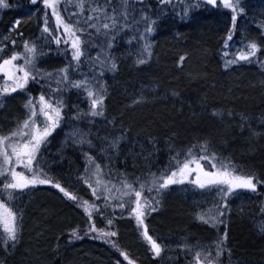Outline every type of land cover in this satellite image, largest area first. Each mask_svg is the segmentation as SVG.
Returning <instances> with one entry per match:
<instances>
[{"label":"trees","instance_id":"obj_1","mask_svg":"<svg viewBox=\"0 0 264 264\" xmlns=\"http://www.w3.org/2000/svg\"><path fill=\"white\" fill-rule=\"evenodd\" d=\"M41 1V0H40ZM8 7H0V19L4 18L5 13L13 8L16 5H25L27 6L30 3V0H6ZM193 0H170L169 3H166L164 5L160 4V0H128V8L127 11L129 13V18L127 20H123L121 18L122 23H127L130 25L127 29L118 30L117 32L113 33L114 35V41L113 46L111 48V54L116 59L117 67L113 70H103L102 73L97 77L98 80H101L104 84V87L106 88L105 93V100H104V115L103 116H95L96 119L93 121V124L91 127L97 126V124H103V123H110L111 120L109 118H113V111L109 112V91L111 90V81L118 77L123 69H129L132 72V76H135L138 71H144L147 68L150 67V64H154L156 61L155 55L157 56V53L160 52V48H166V46L170 45L172 48H175V45L179 42L183 41V38L185 37H191L193 42L197 44L198 48L201 49L200 52V60H205L204 55V48L211 50L213 52V55L218 59L217 66L216 65H207L206 68L204 67H195L194 72H196L199 76H201L199 79L207 80L205 84L211 85L215 84L213 82L214 79L219 77V80L223 82L224 77L228 76H235L239 75L238 72H248V79L249 83L251 85H254L256 87V90H249L244 91L240 89L237 91V97L233 98H222L224 96L225 91L221 90L222 92L220 95H218L217 99L213 96L206 95L205 91L203 90V86L197 87L196 84H192L191 82H187L185 84H181L177 88V96L182 95L181 102L183 104L189 103L197 106H204L207 104H211V106H217L219 110L225 111H233L235 114L241 113L240 111L243 110L245 112V109L249 108L250 106L254 105V101L258 99L259 95L264 96V0H240V5L244 7L245 12L243 14H240L237 17L236 21V29L233 34V39L236 42V49L234 50V53L239 50L240 48H245V45L248 41H256L257 43L261 44L262 47L259 49L256 53V55L252 58H249V60H236L235 63H230L228 67L226 68L224 65L227 61L236 59L234 54H232L231 49L225 48L224 40L228 35V28L231 25V14L230 10L224 9L223 7L219 6V0H218V6H212L210 4L205 3V0H196V4L198 6H190L187 13L183 11L184 5L188 4L191 5ZM42 3V2H41ZM77 0H60L59 10L61 12V15L64 16L65 20L69 23H72L75 19L76 14L78 13V8L76 7ZM96 4H99L101 6L107 4V12L111 13L113 8L116 9L117 12L120 11L121 7V0H85V10L84 13L81 16V19L83 20L84 17L88 15V6ZM44 6V5H43ZM45 7V6H44ZM141 9H143L144 12H147L150 18H153L155 20V23L153 24V29L151 33L147 34L148 39L151 41V47H152V54L150 59H148L143 64H137L135 62L136 53L138 49L140 48L143 41L139 40V33L143 32L146 24L144 21L140 20L139 17L141 16ZM49 13L48 21H52L55 24V18L51 16V9H47ZM45 12V11H44ZM68 13H72L73 16L70 18ZM93 16L96 14L93 13ZM98 23L102 21H97ZM80 27H84L85 25L81 23L79 25ZM117 28H120V25H117ZM19 31V29L17 30ZM89 31H92L89 29ZM103 29H101V32ZM29 38H28V37ZM41 27H38L36 29V32L29 33L25 36L24 39H20L18 45L12 49L13 51H22V42L24 40H28L30 42H36L39 46L43 45V54L40 55L36 60V67L39 69H42L44 72L53 71L55 69L61 68L64 64L69 63V56L65 53L63 50L65 48L64 43L62 42L59 46L55 44L54 41L48 40L45 41L41 38ZM84 39V37H82ZM233 41V42H234ZM103 36H97L96 34L93 35V44L87 46L86 51L89 56L95 55L97 48L95 47L96 44H103ZM206 42H209V45L206 46ZM195 46V45H194ZM246 50V48H245ZM11 54V53H10ZM169 55L171 56V52H169ZM122 56L128 57L126 63L127 66L122 64ZM174 57L175 64L173 67L177 69V71L173 69H169V71L180 73L183 71L182 63H184V59L181 61V56L179 54H173L172 58ZM17 62H22V60H19ZM52 64V66L50 65ZM179 68V69H178ZM204 68V69H203ZM156 70L155 75L152 79L147 81V84L150 86V88H147V90H161L164 89L165 83L162 81H158L157 83H152L153 79L157 78L159 80V77L164 74L162 71ZM167 71V73L169 72ZM253 71L255 72L253 74ZM80 72H84L88 76H93L94 73L92 71V66L88 64L86 61H81V67L76 69L74 73H70V79H81ZM176 74V73H175ZM0 77H3V74L0 73ZM240 77V76H236ZM186 79V78H183ZM49 83V80L42 77L41 75H37L36 81H29V84L27 86V90L19 89L23 92V94L26 96V101L28 100V93H31L33 97L38 95V93L42 90L41 85H46ZM148 86V87H149ZM52 87H56L55 83H52ZM221 87V86H219ZM219 94V93H217ZM61 96L63 98L64 103V109H63V117L60 123V129H55L49 137L48 143L46 144L45 150L49 148H54V144L57 140L60 139L62 135V128L63 126H66V123H73L72 115L76 107H82L86 110V112L89 114V100L84 95L83 91L77 90L75 88H70L65 86V90L61 93ZM168 100H174L175 97L167 96ZM25 99L24 101L22 98L18 99V105L14 104L17 109L11 104L9 107H7V104L3 107L0 106V117L3 116H10L11 119H18L17 116H19V113L25 114L24 111H26L25 108ZM161 101H163L161 98H157L152 103L151 107L146 108L144 112L134 111L135 109L139 108V105H134L133 100H128L127 103L122 106L121 108H118L119 113L121 114V117L119 118L121 122L113 123L114 126L108 125V130L114 131L110 128H115L119 126L122 129V131L130 132L129 135L132 133L135 134H142V133H150L151 137H159L158 140L154 141L153 143L156 145V147H162V140L165 138L167 140V149L169 150V153L164 155L162 158L159 159H145V166L146 170L141 171H134L131 169L132 163H133V154H131L128 157H124L121 159H112L109 161L110 167H107L106 171L109 173L110 171L113 173V177L109 178L105 175L104 178H107L108 180H111L115 182V184L121 183V173L124 174V176L131 182L136 177L141 178H147L149 174L154 173L156 175H160L161 171L164 170L166 167L172 166V160L171 157L175 156L178 160L184 159V152L192 147L193 145H196V148H193V154L196 156H209L211 153H216L217 159L215 161L217 167L220 166V164L224 161H230L232 164H234L237 169L242 174H248L253 175L254 178L257 181H264V149H260L262 152H260L259 161L263 162V164H259L258 160L255 158L253 160L252 156H248L249 153L245 152L241 146H237L228 139L230 138L229 132L234 133L235 135H244L243 129L238 126V124L235 123H248V119L250 116H238L235 120V123L232 125L230 122H224L221 118L218 120L212 122V120L209 119H200L198 122L193 125L190 128L189 137L185 139H181L180 141H176L172 134L176 131L182 132L184 130L183 126L180 122L175 120H170V116L167 115L168 110L160 113L161 109ZM158 106V107H157ZM264 108V107H263ZM214 109H208V111H212ZM123 111V112H121ZM163 115L164 118H161L159 115ZM130 114V115H129ZM256 117V116H255ZM21 119V117H19ZM178 120V119H176ZM132 122V123H131ZM97 123V124H96ZM112 123V122H111ZM137 126H133L135 124ZM170 123L174 124L175 128L171 127ZM225 123V124H224ZM190 124V123H189ZM90 126V124H89ZM233 128V130H228L229 128ZM98 130L101 132H105V129L100 128L97 126ZM169 128V129H168ZM167 129V130H166ZM204 130H206L207 133H203ZM166 131L169 132V134H166ZM185 132V131H183ZM106 134L110 136L112 133H108L106 131ZM94 136L92 135V138ZM217 138L218 142L212 141L211 138ZM206 142L207 144V151L200 152L197 151V148L202 144ZM216 143V144H215ZM257 147L264 146V141L256 142ZM157 147V149H159ZM257 148L253 149L252 151H258ZM179 152L180 155H176V153ZM249 152V151H248ZM246 154L245 156H248L247 158L250 159L249 162L253 164V161H256L257 164H259L256 167H251L244 161V157L241 158V155ZM72 160V156L70 157ZM201 163L204 164L205 168H208L209 170H212L209 165L212 163L211 161H205L201 160ZM115 165V168H112V165ZM114 171V172H113ZM105 172V169H104ZM61 177H63L59 182L62 184L67 185L70 187V191L72 190V186L66 184V181H64V175L60 174ZM67 176V175H66ZM39 189H44L45 187H41L40 185ZM38 188V187H37ZM191 190V187L188 185H182L181 183H176L169 185L168 188L160 192L158 195L155 193L150 194L147 190L143 191L142 196L148 197L149 199H152L153 196L155 197L153 203H154V210H152L148 215L145 217V223L148 226L149 234L152 235L159 243L162 244V251L159 256H154L152 254V250L150 248V245L146 240V244H141V247L138 253L134 255V252L129 249L126 250L128 257L131 258V260H135L136 264H165L163 257L169 252V249L173 251V254L175 253L176 259L172 264H190V261L192 260L191 254H189L186 250H183L179 247L181 244H192L197 245L200 247L208 248V249H214V241H217L219 237L225 232V229L227 230V234H232L233 226L235 224H240V227L244 225L243 220L247 221L248 223H251V227L243 226L245 229L241 230L239 228V233H241L242 240L248 242L244 243L246 249V252L243 255H246L247 259L251 262H254L255 259H261L264 261V246H262V243L264 241V230L261 229L262 223H257L251 218L252 213H255L256 218H261L264 221V211H260V209L264 210V185L258 183L257 189L255 191L244 189L243 192L244 198L240 203L236 201V198L233 196L231 199V195L227 197V207L224 210V215L221 218L222 222L219 225H211L209 223H206L205 221L201 222V230L198 228L191 229L188 227V224L190 223V220H194V214H196L198 211L203 212L208 209H214L217 203L211 202L210 200L205 203L204 205L201 204V201L195 203L190 198H193V194L189 192ZM113 191L115 192V188H113ZM23 192V191H21ZM19 192V193H21ZM24 193V192H23ZM36 193V192H35ZM54 193H57L60 195L63 200L66 201V203H74L73 200L68 198L64 195L60 190L55 191ZM100 194V193H99ZM35 195V194H34ZM33 195V196H34ZM117 196H119V193H116ZM242 195V194H241ZM58 197V196H57ZM207 198V196L204 197V199ZM27 200H19L15 199L12 202V207L15 210L21 211L24 213L23 207L26 204ZM78 201V204H80V201ZM116 203L118 200L114 199ZM155 201H158L159 203L156 204ZM215 201V200H213ZM173 202L179 203L178 206H174V208L181 209V214L183 216H189L184 221V227L185 229H180L177 231L173 236V240H175V244L171 247L166 244L164 240H162L156 230L155 222L159 219V217L163 214L164 210ZM95 203V202H94ZM220 204V203H219ZM127 207V203L125 204ZM255 206V209L252 208ZM189 210H185V209ZM49 207L46 209L48 210ZM253 209V210H252ZM251 210L250 216L249 211ZM100 211L103 212L102 208ZM112 217L110 215L105 217L104 212L103 216L100 215L101 218L96 217L97 213H94V217H96L97 222L96 226L98 228H105L106 220L111 219L113 221L114 228L116 235L113 237H119L123 238V235L125 234V225L123 226L122 223L127 222L126 224L129 225V227L133 226V229L135 228L140 239L144 238L142 235V232L139 228V226L136 224L134 217H130L126 214V212L122 211L121 209H112L111 211ZM212 214H215L213 212ZM241 217V215H243ZM60 216V214H59ZM250 217V219H249ZM174 218V217H173ZM85 219V218H84ZM105 220V221H104ZM24 222V219L21 220ZM20 221V222H21ZM237 221H240L237 223ZM86 222L88 224V219H86ZM104 222V223H103ZM174 222V221H173ZM172 222V223H173ZM167 225L168 222H166ZM57 225V224H56ZM54 225L52 228V238H53V231L57 230L62 225ZM126 225V226H127ZM69 228H72L71 226ZM69 228L61 234L56 236H59V239L53 243V239L49 241V243H53L51 249V260L49 264H63L64 260L66 259L64 256V250L66 247H69L70 244H72L74 241H78L82 235L88 234L89 236H94L97 234L89 233L87 232L86 227H80L77 228L79 232L78 239H69V236L71 235ZM134 229V230H135ZM249 231H248V230ZM209 230L215 231L219 236L214 240H209L207 237H211V233H209ZM122 232V233H121ZM251 232V233H250ZM49 232V236H50ZM230 234V235H231ZM32 239L35 238L36 242L35 245L38 246L37 250H31V255L29 256H22L24 259H21L20 251L24 248L20 249L18 247L16 251L18 254L14 256L13 258H7L6 254L8 253L9 249L13 247L11 243L7 247L3 245L2 242H0V264H43L46 258H42L41 253L43 252L42 249L46 248V244L41 245L42 243L39 242V238H36L35 234H31ZM38 236V235H37ZM43 237H47L43 236ZM111 237V238H113ZM49 238V237H48ZM95 238V237H93ZM118 238V239H119ZM247 240H246V239ZM20 245H23V239L20 242ZM97 245L100 247L101 244H92L88 247V252L85 254L77 253L75 255H72L67 259L68 262H74L75 264H92L87 262V259L93 256H97L98 259L103 260L105 258V252L104 251H98L97 248L94 246ZM29 247H32V244H28ZM228 246H229V240L226 241L224 248L225 251L222 253V256L220 257V260L218 261V264H229L230 257L228 256ZM49 247V244H48ZM27 247H25L26 249ZM102 248V247H100ZM28 249V248H27ZM105 249V248H102ZM123 250V248H122ZM41 252V253H40ZM244 252V251H242ZM18 255H20L18 257ZM214 255V252H213ZM107 256V255H106ZM120 256V254H119ZM118 258H121L119 257ZM122 256V255H121ZM124 257V256H122ZM100 261V260H98ZM125 261L128 262V264H131V261L129 259H126ZM95 264V262H93ZM126 264V262H124Z\"/></svg>","mask_w":264,"mask_h":264},{"label":"snow or ice","instance_id":"obj_2","mask_svg":"<svg viewBox=\"0 0 264 264\" xmlns=\"http://www.w3.org/2000/svg\"><path fill=\"white\" fill-rule=\"evenodd\" d=\"M36 3L37 0H30ZM45 6L43 14V23L41 26V38L45 41L52 40L57 46L62 42L65 45L63 49L69 56V63L64 64L61 68L53 71L44 72L36 67L37 58L43 54V45L39 46L36 42L24 40L22 42V51H13L10 55L0 58V73L3 74L0 79V98L5 94L13 93L17 89L27 90L29 81H36L37 75L49 80L46 85H41V91L33 97L28 93V100L25 103L26 114L24 118L18 121L15 128L7 133H0V242L5 247L11 243L15 245L18 234L20 232V221L22 220V212L15 210L11 205L19 192L29 190L30 186L40 184H55V188L59 189L65 196L73 201H80V207L84 210L88 217L87 232L97 234L100 240H108L114 247L117 245L111 237L116 233L113 230L114 225L111 219L106 220L107 227L98 228L92 219L94 213L103 216L100 211L102 205L99 203H90L88 200H82L68 188L61 185L59 181L51 178H45L48 174L39 165L42 161L40 155L42 147L48 143L50 134L57 129L63 117L64 103L61 93L65 90V86L83 91L89 100V114L92 117L104 115V100L106 88L101 80L97 77L103 70H115L117 67L116 59L111 54L113 46V33L118 30L130 27L123 20L129 18L128 0H121L120 11L117 12L113 8L111 13L107 12V4L101 6H88V15L81 19L85 10V0H77L76 7L78 13L72 23L65 20L59 10L60 0H41ZM170 0H160V4L169 3ZM205 3L212 6H218V0H205ZM190 6H198L196 0L191 5L185 4L183 11L187 13ZM219 6L230 10L231 25L228 28V35L224 40L225 45L229 43L236 29L237 17L245 12L244 7L240 5V0H219ZM0 7H8L6 0H0ZM51 9V16L55 18V31L49 27L47 9ZM96 15L93 16L92 14ZM69 17L73 16L68 13ZM140 20L144 21L146 27L143 32L139 33V40L143 41L136 53L135 62L143 64L150 59L152 54L151 41L148 39L149 33L154 31L153 24L155 20L150 18L147 12L141 9ZM97 21H102L98 23ZM20 20L17 19L13 26L19 25ZM83 23L85 26L80 27ZM120 28H117V25ZM91 29L92 31H89ZM101 29L103 31L101 32ZM103 36V44H96L97 51L95 55L87 54V46L93 44V35ZM84 37V39H82ZM15 45V41H12ZM4 44L0 43V52L4 49ZM262 45L256 41H248L245 48H240L234 53L236 59L229 60L225 63L227 68L230 63L236 60H249L256 55ZM22 60V62H17ZM181 61L183 57L180 58ZM84 60L92 66L93 76H88L84 72H80L81 79H70V73H74L76 69L81 67V61ZM55 83L56 87H52ZM142 97H137V100ZM215 111V110H214ZM73 117L79 118L76 113ZM74 142L81 147L91 146L92 141L87 139L86 134L79 130L73 129L71 133ZM120 137L111 141V148L116 149L119 144ZM188 148L184 152V159L178 160L175 156L171 157L172 166L166 167L161 171L160 175L151 173L147 178L136 177L133 181H129L124 174L121 175V183L104 179V169L91 153H85L84 172L80 174L79 179L87 185L93 194L97 192L104 199V205L107 206L114 199L117 203L112 204L113 209L119 208L130 217H134L136 224L139 226L144 239L150 245L152 254L159 256L162 251V244L149 234L148 226L145 223V217L154 210V199L142 196L143 191L147 190L150 194L158 195L160 192L168 188L169 185L190 181L201 189H211L216 187L220 193L222 203L215 206L214 209H208L203 212H197L196 216L199 220L205 221L211 225H219L227 207V197L233 194L237 189H247L255 191L258 183L264 185V181H257L253 175L242 174L237 167L230 161H224L217 167L215 161L216 153L209 156H196L193 154V148ZM206 142L202 143L197 151H207ZM103 151V149H101ZM176 155H180L179 152ZM201 160L211 161L209 167H204ZM18 166H22L19 167ZM194 176V179H191ZM115 188V192L113 191ZM119 193V196L116 193ZM127 203V207L125 204ZM158 204V201H155ZM215 212V214H212ZM264 230V224H261ZM71 235L69 239H78L79 232L76 227L69 229ZM227 241V230L214 241V249H208L192 244H181L179 247L186 250L192 256L190 264H218L222 253L225 251L224 245ZM230 256V249L227 250ZM214 252V255H213ZM121 255L136 264L135 260L128 257L127 252L121 250Z\"/></svg>","mask_w":264,"mask_h":264},{"label":"bare ground","instance_id":"obj_3","mask_svg":"<svg viewBox=\"0 0 264 264\" xmlns=\"http://www.w3.org/2000/svg\"><path fill=\"white\" fill-rule=\"evenodd\" d=\"M27 7L26 12L23 10ZM29 9V10H28ZM45 11V7L41 3L40 0H37L36 3H29L27 6L25 5H16L10 10H8L4 18L0 19V36L7 35L12 28V25L17 19L22 18L24 21L25 28L20 27L19 31L16 29L15 33L19 34L20 36L17 37L16 41L17 43L13 47H9L10 50L6 51L4 49L1 52L0 58L4 56L10 55L12 49H14L20 39H24L25 36L29 33L36 32V29L38 27L42 26L43 23V14ZM29 13V14H28ZM13 32V31H12ZM12 34V33H11ZM28 37V36H27ZM29 38V37H28ZM8 43V42H7ZM196 43L193 42L191 37H185L183 38L182 42H179L175 45V48H172L170 45L166 46V48H160L157 53V56L155 55L156 61L154 64H150V67L147 68L144 71H138L135 76H132V72L129 69H123L120 73V75L116 78H114L111 81V90L109 91V112L114 113L113 118H109L111 122L118 123L121 122L119 119L121 117V114L118 111V108H121L124 106L128 100H133L134 105H139L140 107L135 109L134 111L144 112L146 108L151 107L152 103L155 99L164 97V93L166 92L167 96L175 97L174 100H166V97H164V107L168 110V113L170 115V120H175L181 123L183 126L185 132H174L172 134L173 138L178 142L181 139H185L189 137L190 128L195 125L198 120L204 118L212 120V122L218 120L221 118L224 122H232L233 125L235 123V120L238 116H250L248 119V123H235L240 126L243 131L244 135H235L234 133L229 132L230 138H228L231 143L241 146L242 149L249 153L248 156H252L253 160L255 158L258 160L259 164H263V162L259 161L260 157V147H257V141L261 142L264 141V96L259 95L258 99H256L253 103V106H250V109H245V112L241 110V113L235 114L233 111H225L219 110L217 106H211V104H207L204 106H197L193 104H183L181 102L182 95L177 96V88L179 85H183L187 82H191L192 84H196L197 87L203 86V90L205 91L206 95L213 96L217 99L218 95L222 92L221 90L225 91L224 96L226 98H233L237 97V91L240 89L244 91L251 92L253 90H256V87L254 85H251L249 83L248 79V72H238L239 75L235 76H228L224 77L223 82L219 80V77L214 79L213 82L215 84L207 85L205 84L207 80L199 79L201 76H199L196 72H194L195 67H204L206 68L207 65H216L218 59L213 55V52L206 47L204 48V55L205 60L199 61L196 60V54L197 52H201V49L198 47H195ZM209 45V42H206V46ZM171 52V56L167 57V54ZM173 54H179L184 59V63H182L183 71L180 73L177 72H168V75H165L169 69H173L177 71L173 65L175 63H171V59L174 60V57L172 58ZM163 57L161 59L160 57ZM128 57L122 56V64L127 66L126 61ZM170 61V62H169ZM209 63V64H207ZM207 64V65H206ZM52 66V64H50ZM179 69V68H178ZM162 71L164 73V79L159 77V80L157 78L153 79L152 83H157L158 81H162L165 83L166 86H164V89L161 90H147V88H150V86L147 84V81L152 79L155 75V71ZM157 71V72H158ZM176 73V74H175ZM255 72L253 71V74ZM236 76H240L239 78ZM2 78V77H0ZM186 78V79H183ZM149 86V87H148ZM221 86V87H219ZM251 90V91H249ZM219 93V94H217ZM264 95V94H263ZM137 97H142V99L137 100ZM208 109H214L211 112L206 111ZM123 112V111H121ZM130 115V114H129ZM168 115V116H169ZM256 116V117H255ZM21 117V119L19 118ZM17 120L20 121L24 118V114L19 113V116H17ZM178 119V120H176ZM17 122H13L10 116H3L0 117V133H7L8 131L12 130V127H16ZM132 123V122H131ZM190 123V124H189ZM135 124V123H134ZM225 124V123H224ZM116 127L118 130V133L124 134L125 141L123 142L121 146V150L117 152L118 150H112L111 154L116 159H123L124 157H128L131 154H133V163L131 169L134 171H141L146 170L145 166V159L153 160V159H159L162 158L164 155L169 153V150L167 149V140L164 138L162 140V147H158L157 149L156 145L153 143L154 141L158 140L157 137H151L150 133H142L141 135L132 133H128L127 131H122L120 124ZM171 127L175 128L174 124L170 123ZM259 125V126H256ZM137 126V124L133 125ZM81 127L85 129L87 132L93 134L94 127L89 126V123L86 121L81 122ZM105 128V127H104ZM169 129V128H168ZM176 129V128H175ZM233 130L232 126L228 130ZM97 128L95 129V132H97ZM167 130V129H166ZM204 134L207 133L206 130L203 132ZM166 134H169V132L166 131ZM212 141L218 142L217 138L213 137L211 138ZM215 143V144H216ZM60 143H58L56 146L58 147ZM257 144V145H256ZM257 148L258 151L253 152L252 150ZM256 149V150H257ZM249 151V152H248ZM246 154L241 155V158L244 157V161L250 165L251 167H256L259 164H257L256 161H253V164L250 159H248V156H245ZM114 172V171H113ZM113 176V173H112ZM69 180V179H68ZM84 191H87V187L84 186ZM84 195L86 192H84ZM40 195V194H39ZM34 196L31 200H27L26 204L23 207L24 213H22V220L26 221L27 223V235L30 236L33 234L43 235L46 236L49 233V227L53 225V223L61 216L68 215L71 220L74 221L76 218L74 212L72 209H70L65 202L58 198L57 196ZM179 203L173 202L171 203L163 212V214L159 217V219L155 222L156 230L162 240L166 242L168 246H172L175 244V240H173V236L177 231L180 229H185L186 225L184 226V221L189 216H183L181 214V209L174 208V206H178ZM48 207L52 208V211L49 215L46 214V209ZM185 210H189L188 208ZM60 214V216H59ZM174 217V218H173ZM174 221V222H173ZM201 220H199L194 214V220L191 219L190 223L188 224V227L191 229L198 228L201 230ZM169 225H167V223ZM173 222V223H172ZM185 228H184V227ZM232 235L237 239V246L234 247V250L231 254L230 262L229 264H264V261L261 259H255L254 262H251L247 259L246 255H243L242 249L244 248V244H241L240 241L242 240L241 233H239L238 228L240 227V224H235L233 226ZM48 228V229H46ZM209 233H211V237H207L209 240L216 239L219 235L212 230H209ZM234 233V234H233ZM55 232L53 233V235ZM52 235V234H51ZM48 236V237H51ZM86 237H89L88 234H84L81 236V247H78L77 245H74L76 248L70 251V248L72 247V244L69 245V247H66L64 250V256L65 258H69L71 254H77V253H86L88 252V247L91 244L90 242L86 241ZM232 237L230 234H227V240H231ZM245 242V241H244ZM43 245V242H41ZM24 248L20 251L21 259H24L23 257L26 255L28 256L30 254V251L26 250L25 247L31 249L32 247H28V244L26 242L22 245ZM98 251H104L105 254L108 257L107 264H112L115 260L113 259L114 254L110 252L108 249H102L97 245H94ZM262 246H264V241L262 243ZM133 252H135V248H131ZM141 252V250H138L137 252ZM18 255V257L20 256ZM23 256V257H22ZM126 259L125 257H123ZM66 260V259H65ZM64 260V262H65ZM104 260V259H103ZM102 260V261H103ZM105 262V261H103ZM100 261H96L95 264L103 263ZM112 262V263H111ZM46 263V262H45ZM43 263V264H45ZM65 264V263H63ZM81 264V263H79Z\"/></svg>","mask_w":264,"mask_h":264},{"label":"rangeland","instance_id":"obj_4","mask_svg":"<svg viewBox=\"0 0 264 264\" xmlns=\"http://www.w3.org/2000/svg\"><path fill=\"white\" fill-rule=\"evenodd\" d=\"M23 10L26 12L27 7L24 8ZM19 20H20L19 25H16V26H13L14 24L12 25V28H10V30H9L10 33H8L5 36H2V35L0 36V43L4 44V46H5L4 48H6L4 50H6V51L10 50L9 47L14 46L12 44V41H15V44L17 43L16 39L20 35L15 33L16 29H19L20 27L25 28L23 19L20 18ZM48 23H49V27L53 28V31H55V24L52 21H48ZM233 41H234V39L232 37V39L229 41V43L227 45H225V48L232 50V54H234V50L236 49V42L235 41L233 42ZM195 47H198L197 44H195ZM0 55H1V52H0ZM196 56H197L196 60L198 62L202 61L199 58L200 52H197ZM167 57H169V53L167 54ZM160 58L163 59L162 56ZM171 63H175V61L173 59H171ZM199 64H200V62H199ZM198 68H200V66ZM165 75H168V73H165ZM160 77L164 79V74H162ZM0 79H2V78H0ZM163 95H164V97H166L168 94L165 92ZM164 97H160L163 100V101H161V104H160L161 105L160 113L167 110L164 107V102H165ZM224 97L225 96H222V98H224ZM20 98H22L23 101H24V99H25V101L27 99L26 96L23 94V92L20 91L19 89H17L15 92L5 94L2 98H0V106L4 107L7 104V107H9L12 104L15 107V109H17V107L14 104L18 105V99H20ZM166 100L168 101L167 97H166ZM185 104H186V102H185ZM24 113L26 114V111H24ZM160 113H159V115L161 116V118H164L163 115H161ZM25 114H24V116H25ZM76 114L79 118L82 117L84 114L83 108L82 109L79 108ZM167 115H169V114H167ZM79 118H75V119L79 120ZM17 121H18L17 119H13V122H17ZM89 124L91 126L93 124V122H91ZM108 125L114 126L113 122L112 123L110 122V123L97 124V126H99L102 129H105L108 133H112L110 136H108L106 134V131L101 132V131L97 130V132H95V129L97 128V126H94L93 134L89 133L85 129H83L80 126V123H78L77 125H73L71 127H68L66 132H65L64 137L60 140V144L58 145V147L56 146L54 150L47 151V152L44 149L46 146L42 147V150H41L42 152L40 153V155L42 156V161H41L39 166L44 169L45 173L48 174L45 178H51L54 181H59V180L62 181L61 179L63 177H61L60 174H63L65 177L64 181H66V184L72 186L71 191L75 195H77L82 200H88L90 203L95 202V203L101 204L102 205L101 208L104 212V216L108 217L109 211H110V215L112 217V213H111V211L113 209L112 204L116 203V201L113 200L106 207L103 206L104 205V199L102 196H100L99 192H97L96 196H93L91 189L87 185H85V186L88 187L89 189L87 188V191H84L83 190L84 189V183L82 182V180L79 179L80 174L82 172H84V166H85V155L84 154L85 153H91V155L94 156L96 158V160L101 164L103 169H105V175L109 178L113 177L112 172L110 171L109 173H107L106 169H107V167H110L109 161L115 158L111 154L112 150H118L119 149L117 152H119L121 150V146H122L123 142L125 141V136L122 133L120 134V132L118 133V130L115 128H110L114 131L108 130V127H107ZM256 126H259V125H256ZM12 128H14V127H12ZM73 129H79V130L83 131L86 134L87 139L92 141L91 146L85 145V146L81 147L80 145H77L74 142L73 137L71 135ZM92 135L94 136L93 138H92ZM117 137H120L119 144L117 145L116 149H113L110 146L111 141ZM101 149H103V151H101ZM260 149H264V146L260 147ZM71 156H72V160L70 159ZM19 167H22V166H18V168ZM112 168H115L114 164L112 165ZM105 175H104V177H105ZM104 179H107V178H104ZM191 179H194V176ZM181 183L186 184V185L191 187V190H189V192L193 194V198H190V199L195 203L201 201V204L204 205L209 200L211 202H215V204L216 203L217 204L222 203V201L220 199L219 190L215 186L212 187L211 189H208V188L201 189V188L195 186L194 184H192L190 181H184ZM40 186L45 187V188L37 190V189H39L38 185H35L33 187L30 186L29 190H24L23 191L24 193L23 192L19 193L15 199L31 200L34 196L40 194L39 196H46V197L58 196V198H61L63 200V198L60 195H58L57 193H54L55 191L59 190V189L55 188L54 183L53 184H40ZM62 186L65 188H68V189L70 188L65 184H62ZM243 190L244 189L235 190L233 194H230L231 199L234 196L236 198V201L241 204V202L243 201L241 199L244 198V194L246 192L249 193V190L244 191L245 193L243 192ZM83 191L86 192L85 195H84ZM206 195H208V196H207V198L204 199V197ZM213 200H215V201H213ZM63 201L65 202L64 204H66L70 209L73 210V212L76 216L74 221H72V222L69 221V220H71V218L68 215L61 216L58 219H56V221L53 223V225L51 227H49V232L52 234V228L56 224L57 225L61 224L62 226L59 227L57 230L53 231V232H55V234L53 235V238H52V236L48 238L49 233L47 234V237H43V235L35 234L36 238H39L38 243L44 242V244H46V248L42 249V251H43L42 253L40 252L42 255L41 257L43 259L46 258V260L44 261V262H46L45 264H49V262L51 260V253L52 252L50 249V245L52 248L54 241L56 242L59 239V236H56V233H58L57 235H61L70 226L72 228L73 227H76V228L86 227L87 228V226H88V224L86 222V219H88L87 214L80 207V204H78V201H74V203H72V204L66 203L65 200H63ZM252 208L255 209V206ZM118 209L119 208H116V210H118ZM51 211H52V208L49 207V209L46 210V214L49 215L51 213ZM260 211H264V210L260 209ZM250 213H251V210L249 211V216H250ZM243 216H244V214L241 215V217H243ZM251 216H253V218H251V220H253L255 222V224H257V223L264 224V221L260 217L259 218L255 217V213H252ZM96 217L101 218L98 213L96 214ZM96 217H94V216L92 217V219L95 221V223L97 222ZM249 219H250V217H249ZM238 222H240V221H237V223ZM243 222H245V223H243L244 225L239 227V228H241V230L245 229L243 227L245 225L248 227H251L250 222L248 223L245 220H243ZM126 223L127 222L122 223L123 226L125 225V234L123 235V238L122 237L121 238H119V237L111 238L112 240L115 241V244L117 245L116 247H114L112 244H110L108 242V240L98 239L97 235H94V236L92 235V236L86 237L85 240L90 242L91 243L90 245L101 244L100 247L110 250V252L112 254H114L113 259L115 260L113 263L111 262L112 264H124V262H126V264H128V262L125 261L126 259H124L121 256L122 248L126 252V250H129V249L134 247L136 249L134 252V255H135L136 253H138L137 251L140 249L141 244H146V243L144 241L145 240L144 238L140 239L136 229L134 228L135 229L134 230L133 226L129 227V225H127ZM239 224H241V223H239ZM153 226H155V225H153ZM239 228H238V230H239ZM46 229H48V228H46ZM69 229H71V228H69ZM0 231H2V230H0ZM93 237H95V238H93ZM231 237H232V239L229 240V246H228V250L230 249V256L229 255L228 256L230 258H231V254L234 250V247L237 246V244H238L237 239L232 234H231ZM51 238L53 239L52 240L53 243H51V242L49 243ZM22 239H23V243L26 242L27 244L33 245L31 250H37L38 249V246L34 244L36 242L35 238L32 239V235H30V236L27 235V223H26V221H24L22 223V225H20V232L18 234V239H17L15 245L13 247H11L9 249L8 253L6 254L7 258H9V259L13 258L14 256H16L18 254L16 249L18 247H20V249L22 248V245H20L21 244L20 242L22 241ZM81 239L82 238H80L78 241H74L72 243V247L70 248V251H72L73 249L76 248L74 245L81 247V244H82L81 242L83 241V240L81 241ZM240 243L244 244V243H248V242L240 241ZM48 244H49V247H48ZM245 249H246V247L244 246V248L242 249V251H244V252H240V253L245 254L246 252H249L247 250L245 251ZM26 250L31 252V250H29V248L28 249L26 248ZM119 254H120V256H119ZM30 255H31V253H30ZM72 255H75V254H72ZM118 256L121 258H118ZM163 259H164L165 264H172L176 259V255H175V253L173 254V251L171 249H169V252L163 257ZM97 260H101V259H98L97 256L95 257L92 255V257L87 259V262L93 264V262L96 263ZM107 260H108V257L105 255V258L103 260L105 262H103L101 260V262H103V263H100V264L109 263ZM64 263L65 264H75L74 262L69 263L67 258H66Z\"/></svg>","mask_w":264,"mask_h":264}]
</instances>
